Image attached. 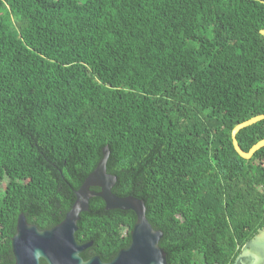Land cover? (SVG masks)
Wrapping results in <instances>:
<instances>
[{"label":"trees","instance_id":"trees-1","mask_svg":"<svg viewBox=\"0 0 264 264\" xmlns=\"http://www.w3.org/2000/svg\"><path fill=\"white\" fill-rule=\"evenodd\" d=\"M262 2L0 0V264L18 215L59 224L104 147L166 264H233L264 226V147L231 143L264 115ZM235 139L247 152L264 119ZM134 222L90 199L82 259L112 260Z\"/></svg>","mask_w":264,"mask_h":264},{"label":"water","instance_id":"water-1","mask_svg":"<svg viewBox=\"0 0 264 264\" xmlns=\"http://www.w3.org/2000/svg\"><path fill=\"white\" fill-rule=\"evenodd\" d=\"M259 34L264 39V28ZM262 119L264 115H259L233 127L231 143L242 159H249L255 151L264 147V139L244 152L239 148L235 135L239 130ZM107 157L108 149L104 147L101 159L74 192V202L59 224L40 230L27 223L22 214L18 215L15 232L10 240L13 264H39L40 261L44 264H166L165 254L158 246L162 234L153 230L148 223L143 202L130 196L120 198L112 193L116 180L106 173ZM94 197L102 200L106 211L128 210L135 215L129 245L118 251L108 262H102L98 257L83 260L80 253L91 244L78 245L74 239L79 216L88 211L89 200ZM233 264H264V226L243 245Z\"/></svg>","mask_w":264,"mask_h":264}]
</instances>
